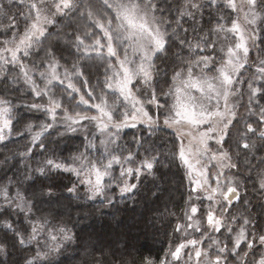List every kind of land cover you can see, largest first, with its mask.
Listing matches in <instances>:
<instances>
[{
    "label": "snow or ice",
    "instance_id": "obj_1",
    "mask_svg": "<svg viewBox=\"0 0 264 264\" xmlns=\"http://www.w3.org/2000/svg\"><path fill=\"white\" fill-rule=\"evenodd\" d=\"M0 170L15 264H58L80 201L142 187L163 211L104 220L80 264H264V0H0ZM157 219L165 247L134 253Z\"/></svg>",
    "mask_w": 264,
    "mask_h": 264
},
{
    "label": "trees",
    "instance_id": "obj_2",
    "mask_svg": "<svg viewBox=\"0 0 264 264\" xmlns=\"http://www.w3.org/2000/svg\"><path fill=\"white\" fill-rule=\"evenodd\" d=\"M129 134L134 130H127ZM80 137H73L69 142L70 144L79 143ZM173 173L170 174L169 183L166 187L169 188V194H166L164 199L168 200L169 195L173 198L174 203L180 202V196L182 192H185V187L181 186V181L183 180L182 169L177 170L173 168ZM10 176L11 172L6 170H0V181H2L5 176ZM187 184V181H184V185ZM150 186V185H149ZM82 207L73 208L71 210V223L70 227H73V230L78 234L80 239L78 240L77 245H69L59 257L58 264H80L84 258L85 249L82 245L91 244L94 241L89 240V235L93 232V229L99 230L100 224L111 217H115L116 220H124L125 223L131 222V217L133 214L128 212V209L136 210V218L139 219V213L144 212L146 207H160L163 211V203L160 202L157 205H150V195L147 194V190L142 187L139 193L133 199H128L126 197L121 198L117 196L116 203L114 207L102 209L103 216L97 213V208H99V201L90 202V201H80ZM149 217L153 216L154 213H147ZM68 217L65 216V219ZM159 229V230H157ZM170 232L171 229H168ZM133 236L135 237L133 243L135 248L132 251L135 253L137 250L143 253L145 256L152 255L156 256L160 254V250L165 247V235H164V222L162 220H156V228L149 229L145 233L139 231H134ZM117 247H121L118 245ZM11 256L5 258L0 257V264H15V261L21 259V253L16 252L15 249H10Z\"/></svg>",
    "mask_w": 264,
    "mask_h": 264
}]
</instances>
